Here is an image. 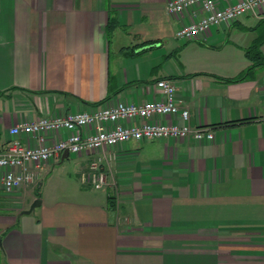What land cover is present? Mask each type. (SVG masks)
Instances as JSON below:
<instances>
[{"label": "crops", "instance_id": "obj_1", "mask_svg": "<svg viewBox=\"0 0 264 264\" xmlns=\"http://www.w3.org/2000/svg\"><path fill=\"white\" fill-rule=\"evenodd\" d=\"M167 2L0 0V149L18 123L157 100L160 78L214 133L70 152L8 195L0 167V264H264V4L182 39L195 8ZM73 159L76 186L56 174ZM93 161L102 189L83 181Z\"/></svg>", "mask_w": 264, "mask_h": 264}, {"label": "built area", "instance_id": "obj_2", "mask_svg": "<svg viewBox=\"0 0 264 264\" xmlns=\"http://www.w3.org/2000/svg\"><path fill=\"white\" fill-rule=\"evenodd\" d=\"M263 4L264 0H228L226 5H221V0H168L167 9L170 13H178L189 7L195 8L190 22L176 34L182 39H192L212 26L220 27L252 13ZM154 86L160 92L157 100L138 104L120 102L95 112L70 111L59 117H44L12 126L9 140L0 149V167L7 169L2 177L3 193L8 195L23 184L33 182L41 163L61 157L65 150L85 154L129 141L189 136L199 141L214 139L210 128L189 124V110L181 106L172 79L160 78ZM160 115L173 117L176 121H160L157 119ZM62 130L70 134L51 144L45 143V132ZM83 181L95 189H102L108 183L107 175L97 161H93L83 174Z\"/></svg>", "mask_w": 264, "mask_h": 264}, {"label": "rangeland", "instance_id": "obj_3", "mask_svg": "<svg viewBox=\"0 0 264 264\" xmlns=\"http://www.w3.org/2000/svg\"><path fill=\"white\" fill-rule=\"evenodd\" d=\"M73 158H75V157H73ZM78 165H79V161H77L76 159L71 160L70 162L67 163V165H65V167L62 168V170L57 171V173H56L57 177L63 176L64 180H69V182H72L71 185H73V186L80 184V179H78V176H77V170L78 169L80 170L81 168L79 167L80 165L79 166ZM54 184H55V182H54ZM107 185H108V183L105 186H107ZM54 188L55 187L52 186V189H54ZM64 188L66 189V185H64ZM58 189H60V187ZM111 193H113L116 196H120V192L118 189H116L115 186L113 187V192H111Z\"/></svg>", "mask_w": 264, "mask_h": 264}, {"label": "trees", "instance_id": "obj_4", "mask_svg": "<svg viewBox=\"0 0 264 264\" xmlns=\"http://www.w3.org/2000/svg\"><path fill=\"white\" fill-rule=\"evenodd\" d=\"M253 52V48H249L247 50V54H251ZM234 81V80H231ZM108 200L110 201L111 205L110 208L111 209H116V205H117V196L114 195L113 193H109L108 195Z\"/></svg>", "mask_w": 264, "mask_h": 264}, {"label": "water", "instance_id": "obj_5", "mask_svg": "<svg viewBox=\"0 0 264 264\" xmlns=\"http://www.w3.org/2000/svg\"><path fill=\"white\" fill-rule=\"evenodd\" d=\"M69 151L68 150H65L64 152H63V154H62V157H61V161H64L66 158H68L69 157ZM39 200H38V202H36V203H34L31 207H30V209H28V210H25L24 211V213H30L31 211H33L34 209H35V207L39 204ZM0 244H1V237H0Z\"/></svg>", "mask_w": 264, "mask_h": 264}]
</instances>
